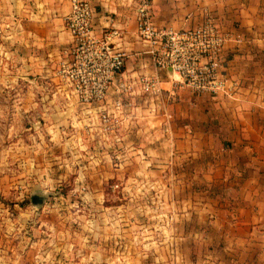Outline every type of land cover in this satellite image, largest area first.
<instances>
[{
	"label": "rangeland",
	"instance_id": "rangeland-1",
	"mask_svg": "<svg viewBox=\"0 0 264 264\" xmlns=\"http://www.w3.org/2000/svg\"><path fill=\"white\" fill-rule=\"evenodd\" d=\"M32 2L0 0V264H203L181 187L149 169L154 142L85 125L98 109L56 74L65 14L25 26Z\"/></svg>",
	"mask_w": 264,
	"mask_h": 264
},
{
	"label": "crops",
	"instance_id": "crops-1",
	"mask_svg": "<svg viewBox=\"0 0 264 264\" xmlns=\"http://www.w3.org/2000/svg\"><path fill=\"white\" fill-rule=\"evenodd\" d=\"M45 1L50 4L44 6ZM90 1L98 31L110 23L122 29L119 42L128 53L124 75L157 73L161 85L170 88L167 72L153 66L137 36L136 0ZM151 1L159 25L192 26L206 6L241 33L243 41H227L224 49L226 71L238 81V89L233 96H221L182 87L167 105L172 115L167 130H162V115L149 117L139 107L131 120V136L154 142V153L163 158L149 169H165L164 181L181 187L180 202L188 206L184 217L196 222L182 229L206 245L203 264H264V0ZM32 3L37 7L25 26L36 28L58 20L62 24V14L70 8V0ZM61 34L57 31L53 42L64 53L71 37L66 30Z\"/></svg>",
	"mask_w": 264,
	"mask_h": 264
},
{
	"label": "built area",
	"instance_id": "built-area-1",
	"mask_svg": "<svg viewBox=\"0 0 264 264\" xmlns=\"http://www.w3.org/2000/svg\"><path fill=\"white\" fill-rule=\"evenodd\" d=\"M94 15L90 0H70L63 17L70 46L56 74L71 87L81 104L98 109V117L84 120L100 138L124 134L139 107L149 117L161 111L164 129H168L172 115L166 100L182 87L196 94L233 96L237 92L238 81L226 71L224 49L227 41L238 43L244 38L208 7H201L200 18L192 26L176 28L155 22L151 0L135 2L137 36L146 46L153 66L167 72L170 88L161 85L157 73L142 72L127 78L124 70L128 53L119 42L123 36L121 27L110 23L98 31Z\"/></svg>",
	"mask_w": 264,
	"mask_h": 264
},
{
	"label": "water",
	"instance_id": "water-1",
	"mask_svg": "<svg viewBox=\"0 0 264 264\" xmlns=\"http://www.w3.org/2000/svg\"><path fill=\"white\" fill-rule=\"evenodd\" d=\"M34 196H35V195H34ZM34 196H33V197H34ZM33 197H32V198H33Z\"/></svg>",
	"mask_w": 264,
	"mask_h": 264
}]
</instances>
